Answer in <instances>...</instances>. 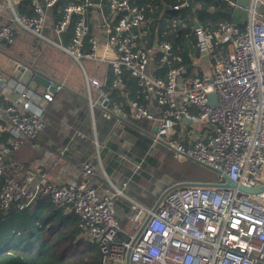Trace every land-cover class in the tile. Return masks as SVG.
<instances>
[{"label": "built area", "instance_id": "1", "mask_svg": "<svg viewBox=\"0 0 264 264\" xmlns=\"http://www.w3.org/2000/svg\"><path fill=\"white\" fill-rule=\"evenodd\" d=\"M19 1L6 0L3 8ZM30 1L34 14L14 12L12 24L0 27V40L13 41L14 24L41 36L47 10L60 4V0ZM256 2L257 6L247 8L243 23L225 21L210 31L195 26L201 56L214 60L208 77H190L183 56L171 42L155 36L148 45L147 6L111 0L109 15H103V41L91 35L88 16L97 8L104 10V0L64 4L55 29L60 34L73 27L67 50L76 59L107 63L115 76L114 88L122 85L123 73L129 72L161 107L157 115L139 101L131 104L137 120L161 117L152 145H164L175 159L193 160L216 171L219 179L207 185L173 182L151 207L130 202L136 230L122 240H118L124 229L116 206L126 195L128 182L101 193L83 178L99 173L92 159L84 160L78 174L62 184L41 167L6 177L0 189V210L9 212L13 205L21 209L47 197L54 206L80 217V227L101 251L100 264H264V15L258 8L264 0ZM183 6L188 3L174 8ZM230 46L233 50L228 53ZM215 49L225 53L220 57ZM150 68H164V76L150 74ZM4 82L0 75L1 87ZM93 84L101 85L97 80ZM48 88L58 91L60 87ZM212 94L216 97L211 98ZM99 96L105 115H125L109 107L111 96L102 85ZM45 97L52 99L48 93ZM14 98L0 102V131L8 134L6 141L0 140V177L6 174L7 154L38 140L46 125L44 110L29 88L19 85ZM182 121L202 122L206 132L186 144L176 131ZM226 178L235 185H223Z\"/></svg>", "mask_w": 264, "mask_h": 264}, {"label": "crops", "instance_id": "2", "mask_svg": "<svg viewBox=\"0 0 264 264\" xmlns=\"http://www.w3.org/2000/svg\"><path fill=\"white\" fill-rule=\"evenodd\" d=\"M22 1L20 0L17 3L18 5L13 7L3 8L6 0H0V19L6 18L7 22L12 24L10 20L14 12H18V7ZM232 1L236 2V6L229 2L233 7V21L244 19L247 9L239 7L237 0ZM62 6L60 3L58 6L47 10V23L41 36L34 35L29 30L14 24L13 41L8 42L5 39L8 42L7 48L0 43V75L5 80L4 87L0 85V102L6 103L13 101L18 86L25 85L32 91L35 102L43 108V116L46 124L38 140L27 141L25 145L17 150V160L20 163L17 169H21L20 171H34L37 167H41L49 172L54 182L62 184L78 174V167L84 160H94L99 166L98 175L95 178H83L101 193L105 192L106 189L121 187L123 182H128L125 191L126 195L121 196L116 208L125 234H132L135 232L136 226L130 219L131 208H129V204L130 202L141 203L138 198L141 197L140 195L142 193H138L137 186L141 181L136 180L138 170L134 169L133 172L126 170L123 167L124 162L121 164L117 159L116 161L111 159L116 157L112 156L111 150H117V144H111L110 138H113L116 134L115 129L121 135L119 139H123L122 135H126L129 141L132 142L133 155L136 157V161L139 162L147 150L139 144L137 145L139 135L134 138L129 133V130L140 131L142 133L146 132L149 137H152L155 133L154 131L157 129V125L161 122L159 121L161 117L157 116L156 121L148 119L137 120L133 114L131 104L139 100L130 101L131 99L129 97H126L128 105L130 104L129 113L126 111L123 112L120 108L121 106L119 107V105L117 106L111 103V108H116L125 115L119 116L118 118L105 115V109L98 104L101 99L99 96V87L101 85L94 87L92 81L94 79H100L102 83H106L107 85L109 72L112 75L114 74L107 63L96 62L86 58L76 59L67 50L72 42V30L70 32L69 29L59 34L55 29ZM103 7L104 10L102 11H99V8L91 11L88 16V21L91 26V35L96 39L104 41L106 39V32L104 29L103 15L108 16L110 8L109 6ZM209 11H216V7L210 5ZM198 24L199 26L201 25L200 23ZM40 42L42 45L38 48V51L41 53L39 54L33 51V54L29 56L28 50L30 45L37 47ZM86 48H89V44H87ZM232 50L233 47H227L228 53ZM214 52L219 53L220 57L225 53L220 49H215ZM192 61L196 69L193 75L198 74L206 77L211 75V67L214 62L212 56H201L198 49ZM186 68L188 72V67L186 66ZM28 69L51 78L60 87L59 90L54 91L53 88L42 87L32 79L26 82L23 76ZM156 70V68H150L149 73L164 76V74H161V69L160 71ZM21 73H23V76ZM188 75L190 77L193 76L191 74ZM133 79L140 86L134 77ZM121 86L123 88L124 82H122ZM45 93H48L52 99L46 98ZM128 94L122 95L127 96ZM143 96L144 98L141 99L142 103L139 102L157 115L161 114V107L158 105L155 95L149 91H145ZM176 131L179 137L187 144L195 136L206 132V128L202 122L194 121V123H191L182 121L177 124ZM7 135L4 131H0V140L6 141L8 138ZM162 146L164 148L166 147L164 145ZM171 183L173 182L169 181L167 185ZM144 203L141 204L145 207H151L154 204H152L150 196ZM18 207L19 205L11 207L17 209L15 216L23 218L26 225H31L34 228L33 230L40 224L50 221L56 222L58 221L56 218L59 219L61 216L65 217V215L71 214L67 209L54 206L48 199L42 201L35 200L21 209ZM54 210L59 211L56 218H53ZM28 220H31V222ZM25 222L17 227L18 232L23 233L24 231V234H27L24 230ZM83 235L86 236V233L84 232Z\"/></svg>", "mask_w": 264, "mask_h": 264}, {"label": "trees", "instance_id": "3", "mask_svg": "<svg viewBox=\"0 0 264 264\" xmlns=\"http://www.w3.org/2000/svg\"><path fill=\"white\" fill-rule=\"evenodd\" d=\"M70 0H60L62 5ZM97 2L98 0H94ZM111 0H104V6H109ZM134 4L144 5L148 7L149 22V40L150 45L155 35L162 40H167L174 45L175 51L183 56L185 64L188 67L187 74L193 75L196 69L193 66L194 54H197L196 47L198 37L195 34V25L200 23L208 31L215 29L220 22L233 21V7L229 4L231 0H131ZM188 3V6H183L179 9L174 8L176 5ZM171 8L163 14L165 6ZM210 5L216 7V11H209ZM18 12L33 15L34 10L30 0H23L18 7ZM162 14V15H161ZM60 18V17H59ZM6 19H0L2 23L8 24ZM2 24V25H4ZM1 25V26H2ZM0 26V27H1ZM73 27L70 28V32ZM0 43L8 47V42L0 40ZM113 73V72H112ZM161 74H164V68L161 69ZM124 86L114 88L112 85L115 76L109 72V80L106 83H101L111 96V103L116 104L124 112L129 113V105L126 97L131 100H139L144 98V88L138 86L136 81L128 72L123 75ZM108 87H113L108 88ZM129 93L127 96L122 94ZM143 96V97H141ZM123 107V109H122ZM134 138L138 137V143L145 150H149L152 145V137L146 132L129 130ZM113 147H115L113 145ZM116 149V147H115ZM166 151L170 152L166 147ZM17 150L7 154L5 160V175L0 177V189L8 176L26 175L28 171H20L17 166H20L17 160ZM169 156L174 159L173 153ZM175 160V159H174ZM14 164V166H13ZM186 174L177 176V182H199L210 183L219 179L216 171L205 167L204 165L189 160L187 167L184 168ZM208 170V172H206ZM48 199L47 197H39L37 201ZM14 206V205H13ZM16 208H10L9 212L0 210V243L5 241L6 247L0 251V264H100L101 251L99 247L84 236L85 229L80 227V217L75 213L56 218L59 211H53V218L56 222H45L36 226L35 230L31 225H26L25 220L19 216H15ZM31 217V215H30ZM34 217V215H33ZM31 222V220H28ZM25 222L24 230L27 234L18 232L17 227ZM20 225V226H21ZM30 229V230H29ZM127 234L120 233L118 240H122Z\"/></svg>", "mask_w": 264, "mask_h": 264}, {"label": "rangeland", "instance_id": "4", "mask_svg": "<svg viewBox=\"0 0 264 264\" xmlns=\"http://www.w3.org/2000/svg\"><path fill=\"white\" fill-rule=\"evenodd\" d=\"M6 19V18H5ZM4 24V23H2ZM31 41V39H30ZM42 45L40 42L39 46H33L30 45L28 53L29 56H31L33 51H36V53H41L38 51V48ZM47 45V44H46ZM45 45V47H46ZM97 80L98 83H102L100 79H94ZM93 84V81H92ZM94 85V84H93ZM97 87V86H94ZM113 118H118V114L116 112H113ZM118 120V119H114ZM116 134L113 136V138H110L111 144H117V150L112 151V156H116L114 159L119 161V163L122 164L124 162L123 167L126 170H129L133 172V170H138L137 174L138 177L136 180H140L138 186V193H142L140 198L141 203L145 204L144 202L147 201V199L151 198L152 204H156L158 201V198L161 196L163 191L166 189L167 183L170 182H177L178 178L177 176H183L186 174V170L184 168L187 167V164L189 160L180 161L178 159L174 160L171 156H169L168 151L161 145H151L148 152L145 153L144 156H142L139 160V162L136 161V157L133 155V147L132 142L129 141V138L126 137V135H122L123 139H119L121 135L117 132V129H115ZM113 141V142H112ZM139 168H136L138 167ZM208 172V170H206ZM189 182V181H186ZM193 183V182H191ZM128 204V202H127ZM152 206V205H151ZM131 222V221H130ZM122 229L124 228L121 226ZM6 247V242L3 241L0 243V251L3 250V248Z\"/></svg>", "mask_w": 264, "mask_h": 264}, {"label": "water", "instance_id": "5", "mask_svg": "<svg viewBox=\"0 0 264 264\" xmlns=\"http://www.w3.org/2000/svg\"><path fill=\"white\" fill-rule=\"evenodd\" d=\"M237 5L241 8H249V7H254V6H257L258 3L256 2V0H237ZM171 7L166 5L164 10H163V13L170 9ZM260 9V11L262 12V14L264 15V6L262 5H259L258 7ZM246 17V16H245ZM244 17V19H237L235 20L236 22L238 23H243L244 21H246V18ZM199 24L197 23L196 24V27H198ZM21 75L23 76V73H21ZM23 79L27 82L29 81L30 79H32L34 82L38 83L40 86H44V87H50V86H53V87H57V84L49 77H47L46 75L44 74H41V73H37L33 70H27L25 75L23 76ZM216 97V95L212 94L211 95V98H214ZM216 101V100H215ZM109 107H111V105H109ZM156 131V130H155ZM154 131V132H155ZM197 183V182H196ZM184 184H195V183H189V182H185ZM198 184H205V183H198ZM207 185V184H205ZM226 187H233L235 185V182H232L231 180H229L228 178H226V182L225 184ZM241 189H243L244 191H249V192H252V191H256L257 189H252V190H248L244 187H241ZM264 189V187H263Z\"/></svg>", "mask_w": 264, "mask_h": 264}]
</instances>
